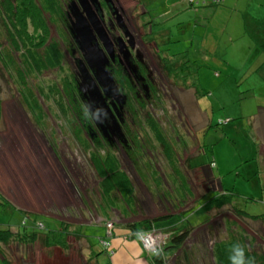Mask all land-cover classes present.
Here are the masks:
<instances>
[{"label": "rangeland", "instance_id": "obj_1", "mask_svg": "<svg viewBox=\"0 0 264 264\" xmlns=\"http://www.w3.org/2000/svg\"><path fill=\"white\" fill-rule=\"evenodd\" d=\"M184 1L189 4L187 0H143L146 12L138 25L148 23L146 31L151 33L146 37L155 42L157 56L179 76H170L175 86H169L176 98L152 105L140 103L145 109L132 125L144 149L141 154L137 146V163L128 165L108 145L97 148L87 138L79 141L75 137L74 121L79 117L70 113L75 104L63 94L65 84L72 81L64 53L59 66L39 74L24 61L20 65L26 66L24 78L19 74L24 70L17 67L9 72L0 70V188L10 194L8 198L0 194V228L11 227L16 234L1 242L0 259L6 257L8 264H151L144 243L128 236L131 228L114 221L116 234L112 237L107 223L117 217L120 222L144 220L165 214L168 208L173 213L184 210L177 213V221L193 226L177 248L164 242L166 234L153 236L154 245L164 242L168 252L165 264H215L214 242L240 239L241 234L246 240L253 237L250 251L264 254L262 221L236 216L231 205L210 213L197 212L207 195L229 191L234 205L249 214L264 215V124L259 129L249 121L250 115L264 107V53L258 44L264 41V6L234 1L212 5V13H197L193 9L180 11ZM53 40L60 38L53 35ZM2 43L6 45L5 38ZM15 56L19 60L18 53ZM29 89L41 103L40 116L25 99L31 98ZM58 96L63 101H58ZM154 124L171 148H178L181 163L192 158L193 165L205 162L211 170L212 179L205 181L196 176V171L203 174L202 169L190 171L194 194L185 197L182 207L175 208L164 195L184 197L188 191V181L181 174L184 165L175 167L167 162ZM144 138L152 141L155 160L161 159L160 169L147 163L153 160ZM101 164L108 169L103 175ZM112 165L120 169L116 178L117 173L111 175L114 170L109 169ZM170 168L175 172L170 174ZM119 179L127 182L125 190L121 184L108 189L109 181ZM211 186L213 191L206 194ZM203 194L207 197L194 203L195 197ZM6 199L25 209L26 215ZM24 217L27 228L32 224L38 227L34 229L40 231L38 235L19 234L20 227L25 232ZM35 218L38 220L32 222ZM103 237L110 241L111 259L104 252Z\"/></svg>", "mask_w": 264, "mask_h": 264}, {"label": "flooded vegetation", "instance_id": "obj_2", "mask_svg": "<svg viewBox=\"0 0 264 264\" xmlns=\"http://www.w3.org/2000/svg\"><path fill=\"white\" fill-rule=\"evenodd\" d=\"M0 1L4 3L7 0ZM34 2L37 5L35 11L37 10V15L41 17L40 22L43 20L47 26L37 32H48L49 40L46 44L54 42L53 35L60 38L57 42L68 57L71 82L75 85V91L70 93L75 106L70 109V113L73 112L74 117H79L74 121L75 137L79 141L85 137L92 145L98 146L97 148L108 145L122 155L128 165H131V162L137 163L139 158L136 157V150L140 143L133 133L132 125L136 124L140 111L145 109L140 103L152 105V102L156 104L169 97L176 98L169 86H175V83L170 81V76H179V72L171 71L164 64V60L157 56L155 42L146 37L151 33L146 31L148 23L145 21L138 25V19H143L146 12L143 0H83L84 5L80 0ZM90 10L92 12L89 13ZM92 14L103 30L102 37L98 34L93 43L98 44L103 51L102 54L107 60L106 71L112 76L116 87L114 90L107 87L104 75L97 68H90L85 59L88 50L76 41L73 32L78 19L84 18L90 23ZM91 85H96L99 90H94ZM176 86L181 90L185 89L184 85ZM85 102L107 110L108 119L100 124L101 126L84 118L81 109ZM39 121L43 120L39 117ZM192 129L191 127L190 130ZM186 131L187 134L190 133ZM143 143L148 144L147 150H150V158L153 160L147 163L151 166L154 163L155 169H160L161 159L155 160L157 152L154 151L152 141H146L144 138ZM138 147L141 148L142 154L144 149L140 145ZM93 154L91 153V158ZM164 156L167 159L165 153ZM177 157L180 159L178 154ZM108 160L115 163L111 158ZM167 162L169 163V157Z\"/></svg>", "mask_w": 264, "mask_h": 264}, {"label": "trees", "instance_id": "obj_3", "mask_svg": "<svg viewBox=\"0 0 264 264\" xmlns=\"http://www.w3.org/2000/svg\"><path fill=\"white\" fill-rule=\"evenodd\" d=\"M223 2L224 0H213V1H208L205 4L196 5L189 3V5L198 8L204 5L216 6L217 4ZM35 9H37V5L34 2V0H30L28 2L27 1L22 2L21 0H7L4 3L0 1V70L9 72L10 69H14L15 67H17L16 69L19 68V70H24L25 67L27 66L28 68H31L30 70L32 72H37V74H39L42 72L43 69L57 67V65L59 66V63L62 61L63 51L60 49V45L58 44V42L56 41L57 43L53 42L50 44H46L49 40L48 32L46 33L37 32V30L39 29H46L47 26L44 25L43 20L40 22L41 17L37 15V10L35 11ZM33 29L35 31H33ZM5 32L6 35L5 37H3V34ZM3 38L6 39V43H5L6 45L2 43ZM38 39H39V44H37ZM258 44L262 47L261 51L264 53V41ZM16 53H18L19 60L17 56H15ZM22 57L25 60H22ZM24 61L27 63L26 66L20 67L21 63H25ZM19 74L23 75L22 78H24V75L26 76L25 70H24V74L22 72H20ZM65 85L66 88L63 94H66L68 98H70L71 102H73L74 98H71L70 93L75 91V85L72 82H69ZM28 91L30 92V94H28V97H31V98H25L26 101L30 104V106L29 105L28 106L32 108L33 107L37 108V112L39 113V115H42L43 111L41 110L40 101L38 100V98L34 96L33 92L30 89ZM0 95H1V84H0ZM62 98H63L62 96H58V101ZM61 101L63 100H60V102ZM260 107H262L264 111V107L263 106ZM263 111H261L259 108V113H254V115L258 114L257 115L258 117L260 116L264 117V114H262ZM1 117H2V99L0 96V122H1ZM154 126L155 128L153 127V130H155L156 137L158 138L159 141H161L162 145L164 146V150H165L164 153L169 157V163H171V165L175 167L177 164L179 166L182 165L180 159L177 157L178 148H174V147L171 148V146L166 142V140L168 139L164 137V135L160 130H158L159 128L157 127V125L154 124ZM181 148L184 149V146ZM191 159L192 158H187L183 162L184 166H182L183 173L181 174L183 175V178L186 177V180L188 181V191L185 192L184 197L176 198L175 195H172L169 198L163 194L165 199H167V201L170 200L172 201V204H174L175 208L182 207L185 201V197L192 196V194H194V190L192 189L193 187L190 183V181L192 180L191 177H189L190 171L195 170L196 167H201L203 174L200 173L198 174V171H196L197 176L199 178L202 177L201 180L204 181L207 178H209L210 180L212 179L210 172L208 171V168L206 166L207 163L202 162L198 165H193ZM96 161L99 162V160ZM213 164L214 163L211 162V164H209L210 167H213L214 166ZM101 165L103 166V168L100 171L101 172L100 174L103 175L104 173H106L108 169L106 165L104 164ZM109 169L114 170L111 175L117 173L114 176V178H116L120 174L119 172L120 169L119 168L116 169L114 165H112ZM171 170L172 173L175 172L173 169ZM109 179L111 180V178ZM126 183L127 182L119 179V180L109 181L107 185L110 187L108 189H111L114 187L116 188L118 185L121 184L122 188L125 190ZM213 188L211 186L206 194H208L210 190L213 191ZM206 194L199 195V197H195L196 200L194 199L195 200L194 203H195L198 199L202 200L204 197L208 196L205 202L201 203L198 206L197 208L198 213H210L213 209H220L225 205H231L236 216L240 218H250L253 221H262L264 223V215H252L249 214L247 211L241 209L237 204L234 205L233 194H229V191L226 193L219 192L218 195L209 194L206 196ZM191 207L187 208L186 210H189ZM171 210H172L171 208H168L165 214L156 217L144 218V220H140L138 222L133 221L130 226L132 230L130 234H128V236L131 238L139 239V237L142 234H148L152 232L156 234L162 233L167 235V238L164 242L169 241V243H171L170 246H175L176 248L180 247L181 245L184 244L187 237H189L191 231L190 227H192L193 225L190 222L185 223L184 220H181L182 221L181 225H178L179 222L181 221H177L179 220L177 219V213L183 212L184 210L183 211L181 210L177 213H173ZM35 220L37 221L38 219L37 218L32 219V222H35ZM22 224L23 227H25L24 228L25 232L22 233V229L20 227L18 230L19 234L38 235V233H40V231L34 230L36 228L38 229V227L34 226L32 223L31 224L33 227L31 228L33 229L30 230L31 228H27L28 221L26 217H24ZM11 229H12L11 227L6 229L0 228V248L2 241L7 242L9 238L16 236V234ZM41 229H45V227L40 228L39 230ZM35 235H32V237L34 238ZM77 235L81 236L82 234L77 233ZM103 240L109 241V239L101 238V241ZM248 240H250L249 245L247 244ZM236 242H240L246 246L248 255L254 258V264H264V254H258L256 251H250L248 248L254 242L253 237H250V239L248 237V239L246 240L242 234L240 239L233 237L229 241L226 240V241L214 242L213 252L215 256L214 258L215 264H229L228 261L229 248L231 247L232 244ZM161 248L157 252L150 254L152 256V260L154 264H165V259L167 257L168 252L165 251L163 247ZM106 252L110 255L111 254L110 248ZM0 261L3 264H8V260H6V257L0 259Z\"/></svg>", "mask_w": 264, "mask_h": 264}, {"label": "water", "instance_id": "obj_4", "mask_svg": "<svg viewBox=\"0 0 264 264\" xmlns=\"http://www.w3.org/2000/svg\"><path fill=\"white\" fill-rule=\"evenodd\" d=\"M80 1L82 5H84L83 0ZM90 12H92V10H90L89 13ZM100 25H101L100 22L92 14L90 17V23L84 18L78 19V21L75 22L74 24L73 32L76 41L83 44V47L86 50H88V54L85 56V59L87 60L88 65H90V68L92 70L97 68L104 75L107 82V87L111 90H114L116 87L112 79V76L110 75V73L106 71L107 60L102 54L103 51L98 44L94 45L93 43V41L96 40V36L98 34L102 37L103 30L100 27ZM85 77H87V75ZM91 86L93 87L94 90H99V88L96 85H91ZM91 99L93 100V98Z\"/></svg>", "mask_w": 264, "mask_h": 264}, {"label": "crops", "instance_id": "obj_5", "mask_svg": "<svg viewBox=\"0 0 264 264\" xmlns=\"http://www.w3.org/2000/svg\"><path fill=\"white\" fill-rule=\"evenodd\" d=\"M234 1H239L240 3H247L248 2V4L249 5H258L259 7H261L262 9H263V6H264V0H224V2L223 3H225V4H229V2H234ZM182 3V5L180 6V8H179V10L180 11H184L185 9L187 10V9H193V10H195L197 13H199L201 10H203V11H209L210 13H212L213 12V10H212V8H211V6L212 5H204V6H200V7H198V8H194V7H192V6H190L187 2H181ZM185 3V4H184ZM229 9V8H228ZM222 10H227V8H223ZM231 11V10H230ZM149 13H150V15L152 16V10L151 11H148ZM150 31H152V30H150ZM258 113H259V111H258ZM258 114H252V115H250L251 117H250V119L251 120H249L250 122H252L253 123V125L255 126L256 124H257V126L259 127V129H261L262 128V126H263V124H264V117H262V116H260V117H258L257 116ZM258 120V122H256ZM263 139H264V137H263ZM200 147V146H199ZM165 166V165H164ZM262 166H264V147H263V153H262ZM201 169V167H196L195 169ZM168 171V170H167ZM208 171L211 173V170H209L208 169ZM199 172V171H198ZM262 172L264 173V168H262ZM196 176H197V174H196ZM198 177V176H197ZM190 183H193L194 184V180L192 179L191 181H190ZM192 185V184H191ZM71 187H74L72 184H71ZM38 190H41V188H38ZM150 191V190H149ZM0 194H1V196L2 197H7L8 195H10L9 193H6V192H4L1 188H0ZM81 196V198H83V195H80ZM8 198V197H7ZM8 202H10V200H8V199H6ZM161 202H163V201H161ZM82 203H84L83 201H82ZM10 205H12L15 209H17V210H19L20 212H22L23 214L26 212L25 211V209H23V208H21L19 205L17 206V205H15V204H13L12 202H10ZM84 205V204H83ZM164 206H165V204H164ZM98 209L99 208H97V210H96V214L98 215V214H100L99 212H98ZM115 209V208H114ZM126 217V216H125ZM149 217H151V216H149ZM100 219H102L101 217H100ZM114 220H112L113 222L114 221H119V223H123V225H127L128 226V228H130V226H131V224H132V222L133 221H131L130 219L131 218H128V220L129 221H127L126 219L125 220H123V221H121L120 222V220L118 219V217L117 218H113ZM62 220V219H61ZM140 220H142V219H140ZM140 220H136L135 222H138V221H140ZM63 221V220H62ZM117 221V222H118ZM115 227V226H114ZM113 235H112V237L114 236V234H116V232H115V228H113ZM104 238V237H103ZM129 245H130V243H129ZM110 248H111V244H110ZM104 250V249H103ZM106 252V251H105ZM106 255L110 258L111 256H112V253L109 255L107 252H106ZM149 258L151 259V264H154V262H153V260H152V256L149 254ZM111 259V258H110Z\"/></svg>", "mask_w": 264, "mask_h": 264}, {"label": "clouds", "instance_id": "obj_6", "mask_svg": "<svg viewBox=\"0 0 264 264\" xmlns=\"http://www.w3.org/2000/svg\"><path fill=\"white\" fill-rule=\"evenodd\" d=\"M82 114L85 119L96 124H103L108 119V112L101 106L85 102L82 105ZM109 222V221H108ZM113 223V221H111ZM114 228V223H113ZM113 235V231L111 236ZM151 254V253H150ZM162 255V254H161ZM229 264H254V258L248 255L246 246L236 242L229 248Z\"/></svg>", "mask_w": 264, "mask_h": 264}, {"label": "built area", "instance_id": "obj_7", "mask_svg": "<svg viewBox=\"0 0 264 264\" xmlns=\"http://www.w3.org/2000/svg\"><path fill=\"white\" fill-rule=\"evenodd\" d=\"M189 3L191 4H205L208 1H213V0H187ZM110 226V227H108ZM107 227L109 228V233L112 234V229H113V223L112 222H108L107 223ZM158 236L156 233L152 232V233H148V234H142L139 239L141 241V243H144V248L149 252V253H155L157 252L161 247H163V242L161 244L154 245L153 241L151 239H153V236ZM103 247L107 250H109L110 248V243L109 241L103 240ZM157 243V241L155 240V244ZM162 249V248H161Z\"/></svg>", "mask_w": 264, "mask_h": 264}]
</instances>
